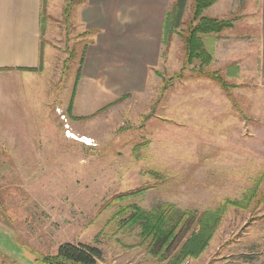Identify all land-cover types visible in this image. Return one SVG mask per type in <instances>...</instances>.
Instances as JSON below:
<instances>
[{
	"label": "rangeland",
	"instance_id": "rangeland-1",
	"mask_svg": "<svg viewBox=\"0 0 264 264\" xmlns=\"http://www.w3.org/2000/svg\"><path fill=\"white\" fill-rule=\"evenodd\" d=\"M80 1L73 0L67 18L65 0H46L39 76L0 77V264H38L64 242L98 247L97 264H168L189 234L191 219L195 223L227 199L239 200L264 171V86L256 78L258 67H246L236 79L238 67L229 68L243 56L254 63L256 45L243 41L226 57L224 44L230 40L220 42L218 58L207 68L223 74L228 68L226 79L236 84L228 92L194 74L190 68L198 62L186 65L184 77L161 92L183 66V44L173 34L166 54L161 56L160 44L135 89L124 79L111 83L109 78L108 87L104 72L100 81L78 82L71 106L77 116L70 117L66 109L76 69L90 38L76 12ZM191 5L189 0L186 21ZM253 7L254 0H218L206 13L237 20L238 9ZM127 11L117 10L120 19L133 17L130 7ZM258 29L247 15L223 34L244 38ZM124 93L129 96L119 101ZM57 108L75 137L65 133ZM258 188L264 190V180ZM136 189L144 192L113 201ZM130 203L149 212L172 204V225L185 224L165 258L151 254L139 223L124 228L113 219L120 205ZM218 215L205 250L182 264H264V201L246 208L228 202Z\"/></svg>",
	"mask_w": 264,
	"mask_h": 264
},
{
	"label": "crops",
	"instance_id": "crops-1",
	"mask_svg": "<svg viewBox=\"0 0 264 264\" xmlns=\"http://www.w3.org/2000/svg\"><path fill=\"white\" fill-rule=\"evenodd\" d=\"M169 1L165 2L164 7L162 5V11H160L161 0H84L80 3L76 12L83 31H94V33L89 35L90 38L85 43L79 83L85 77H89L90 83L94 80L100 81V75L104 72L106 74L104 83L108 82V87L109 78L111 83L124 79L130 89L138 87L146 78V68L153 58L157 57L161 44L162 21ZM49 2L45 4L46 0H0V77L22 74L39 76L42 73L39 70L42 57V16L43 12L49 14ZM217 2L218 0L215 4ZM129 7L133 17L127 19L128 21L120 19L117 10L121 9L128 13ZM238 10L241 11L238 14L240 18L235 22L251 15L256 19L259 29L244 38H234L233 34L232 36L223 32L217 34L214 57L218 58L220 42L223 40H230L229 43L224 44L229 47L224 54L226 57L236 46L243 44V41L255 43L254 63L247 61V57L243 56L234 59V64L231 65L238 67V74H234L235 79L246 67H258L256 78L260 85L264 86V0H254V7L251 9ZM126 64L128 65L126 70L119 68ZM97 90L109 94L102 91V88ZM90 94L92 95V90ZM71 115L77 116L73 109Z\"/></svg>",
	"mask_w": 264,
	"mask_h": 264
},
{
	"label": "trees",
	"instance_id": "trees-1",
	"mask_svg": "<svg viewBox=\"0 0 264 264\" xmlns=\"http://www.w3.org/2000/svg\"><path fill=\"white\" fill-rule=\"evenodd\" d=\"M84 0L80 1L82 3ZM216 0H192L191 16L189 20L184 19L189 0H170L162 21L161 44L165 55L173 34H178L183 44V66L174 73L168 81L164 82L161 92L165 91L173 82L184 77L186 65L198 62L190 70L203 78L215 82L222 91L228 92L236 84H231L226 79L230 74H223L220 70H210L207 66L213 61L216 35L233 26L236 17L216 18L205 14V11L215 4ZM79 3V4H80ZM73 0H65L63 14L68 18L71 12ZM185 26V28H182ZM85 34H93L94 31H84ZM83 32V33H84ZM86 44L83 45L81 57L76 69V75L71 90V96L67 107V113L71 117L72 100L74 99L78 82L81 78V68L84 61ZM229 68H237L236 65H229ZM236 73V72H235ZM236 75V74H235ZM235 77V76H234ZM129 94H124L118 100L124 99ZM117 100V101H118ZM116 101V100H115ZM114 101V102H115ZM116 103V102H115ZM110 105V104H109ZM264 180V171L260 173L253 186L246 190L239 200H226L224 205L201 214L197 221L190 220L189 234L175 251L171 262L168 264H182L187 258L199 256L207 247L213 234L217 230L220 217L218 215L229 202L239 208H246L251 202L264 201V190L259 192V184ZM144 189L122 193L113 197V201H121L126 198L141 195ZM172 204L165 203L157 206L151 211L143 210L136 203L120 205L113 216L118 218L124 228H131L139 223L142 228L141 236L148 242L151 254L165 258L169 247L174 244L180 231L179 227H185L183 222L174 221L172 218ZM171 220V223H170ZM194 223V224H193ZM183 224V225H182ZM101 250L89 244L64 242L58 245L54 254H44L37 259L38 264H97L101 259ZM5 264V263H4Z\"/></svg>",
	"mask_w": 264,
	"mask_h": 264
},
{
	"label": "built area",
	"instance_id": "built-area-1",
	"mask_svg": "<svg viewBox=\"0 0 264 264\" xmlns=\"http://www.w3.org/2000/svg\"><path fill=\"white\" fill-rule=\"evenodd\" d=\"M56 113L58 114L60 120L63 122V125L65 126V129H66L65 130V133L66 134H69L71 131L68 128V118H67V115L60 108H57L56 109ZM67 136H70V135H67Z\"/></svg>",
	"mask_w": 264,
	"mask_h": 264
},
{
	"label": "bare ground",
	"instance_id": "bare-ground-1",
	"mask_svg": "<svg viewBox=\"0 0 264 264\" xmlns=\"http://www.w3.org/2000/svg\"><path fill=\"white\" fill-rule=\"evenodd\" d=\"M69 135H71V134H69ZM72 137H75V135H71ZM87 140L85 141L86 143H88L89 142V139L88 138H86ZM90 143V142H89Z\"/></svg>",
	"mask_w": 264,
	"mask_h": 264
}]
</instances>
